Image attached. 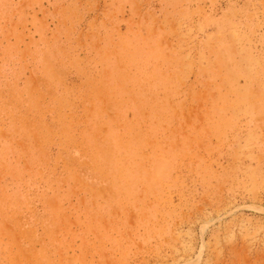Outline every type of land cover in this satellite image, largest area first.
<instances>
[{
  "label": "rangeland",
  "instance_id": "obj_1",
  "mask_svg": "<svg viewBox=\"0 0 264 264\" xmlns=\"http://www.w3.org/2000/svg\"><path fill=\"white\" fill-rule=\"evenodd\" d=\"M0 264H264V0H0Z\"/></svg>",
  "mask_w": 264,
  "mask_h": 264
}]
</instances>
